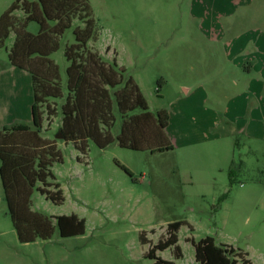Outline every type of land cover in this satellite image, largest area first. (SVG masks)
I'll use <instances>...</instances> for the list:
<instances>
[{
	"label": "rangeland",
	"instance_id": "obj_1",
	"mask_svg": "<svg viewBox=\"0 0 264 264\" xmlns=\"http://www.w3.org/2000/svg\"><path fill=\"white\" fill-rule=\"evenodd\" d=\"M15 2L0 0V18ZM89 3L96 24L89 48L108 63L117 59L152 113L168 112L166 133L174 149L152 153L113 144L101 150L90 141L82 154L72 142L57 138L63 134L64 101L49 100L41 135L62 161L51 167L56 179L48 190L55 194L59 183L65 202L47 200L38 185L32 210L50 218L76 215L85 219L86 233L61 238L56 228L50 240L21 243L0 177V264H153L149 250L169 238L168 226L176 221L184 224L179 243L157 251L164 260L198 264L191 240L213 237L232 248L239 261L241 254L252 264H264V141L231 134L223 122L232 100L245 92L242 75L247 77L230 63L227 46L234 39L264 38V0H253L249 9L231 0ZM15 18L22 20L24 13L17 11ZM77 26L51 56L60 68L65 96V48L75 42ZM26 30L38 35L40 26L31 22ZM14 41L12 33L0 48V103L12 108V115L9 110L0 115V131L32 124V79L10 62ZM251 80L260 79L254 75L244 82L248 86ZM248 97L256 103L249 89ZM235 101L240 106L244 100ZM213 115L222 118L220 127H212ZM202 118H210L209 123Z\"/></svg>",
	"mask_w": 264,
	"mask_h": 264
},
{
	"label": "trees",
	"instance_id": "obj_2",
	"mask_svg": "<svg viewBox=\"0 0 264 264\" xmlns=\"http://www.w3.org/2000/svg\"><path fill=\"white\" fill-rule=\"evenodd\" d=\"M24 13L22 20L15 13ZM31 22L39 24L38 35L26 28ZM73 44L65 48L68 62L66 91L62 86L59 66L51 56L61 49V43L74 26ZM82 23L85 27H80ZM96 24L89 0H17L0 18V48L5 46L12 33L15 41L9 53L11 64L27 71L32 79V124H21L0 131V177L8 215L23 244L52 239L56 228L61 238L82 236L86 221L76 215L50 218L32 210L34 190L56 205L65 202L60 184L55 180L51 167L61 162L60 152L45 140L41 132L44 124L43 107L49 100L64 101L61 106L65 142H72L76 149L86 154L89 142L101 150L113 144L133 151L164 153L174 149L166 131L170 117L166 110L154 114L134 79L120 67L104 60L101 54L89 47L95 37ZM127 173H130L125 168ZM232 178V175H231ZM182 221L170 223L169 238L151 248L147 259L153 264H174L157 256L179 243L178 232ZM198 264H252L250 259L232 248L216 243L213 237L191 240ZM178 249V247H177Z\"/></svg>",
	"mask_w": 264,
	"mask_h": 264
},
{
	"label": "crops",
	"instance_id": "obj_3",
	"mask_svg": "<svg viewBox=\"0 0 264 264\" xmlns=\"http://www.w3.org/2000/svg\"><path fill=\"white\" fill-rule=\"evenodd\" d=\"M231 2H233L232 5L238 6L244 3L243 5H247L248 9L253 5V0H231ZM227 47L229 49L228 57L230 63L240 72L245 71L247 77L242 75L241 82L245 86V92L239 96H235L232 100L227 113L223 114L226 118L225 120L223 119V122L229 128L231 134L241 135L249 140L264 141V38L261 37L259 40L250 37L248 39H234ZM254 75H257L260 80H251L247 86L245 82H247L248 77L251 78ZM239 85L237 84L236 86ZM248 89L249 93H253L256 96V103L250 104L252 98L248 97ZM185 90L187 93L191 92V89ZM235 99L244 101L238 106L234 103L236 102ZM33 101L34 98H32V103H30L31 111ZM7 110H9L8 114L12 115L11 105H1L0 103V115L5 114ZM212 119V127H220L222 125V118L220 116L213 115ZM209 120L210 118L206 121L202 118V123L208 124ZM43 138L46 139L45 137Z\"/></svg>",
	"mask_w": 264,
	"mask_h": 264
},
{
	"label": "water",
	"instance_id": "obj_4",
	"mask_svg": "<svg viewBox=\"0 0 264 264\" xmlns=\"http://www.w3.org/2000/svg\"><path fill=\"white\" fill-rule=\"evenodd\" d=\"M57 138H58V139H63V138H65V137H64L63 134H59V135L57 136Z\"/></svg>",
	"mask_w": 264,
	"mask_h": 264
}]
</instances>
